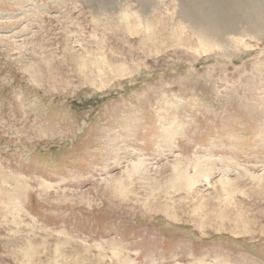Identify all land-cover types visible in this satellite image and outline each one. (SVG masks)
<instances>
[{
    "label": "rangeland",
    "instance_id": "obj_1",
    "mask_svg": "<svg viewBox=\"0 0 264 264\" xmlns=\"http://www.w3.org/2000/svg\"><path fill=\"white\" fill-rule=\"evenodd\" d=\"M199 1L0 0V264H264V0Z\"/></svg>",
    "mask_w": 264,
    "mask_h": 264
},
{
    "label": "bare ground",
    "instance_id": "obj_2",
    "mask_svg": "<svg viewBox=\"0 0 264 264\" xmlns=\"http://www.w3.org/2000/svg\"><path fill=\"white\" fill-rule=\"evenodd\" d=\"M228 1V0H227ZM231 1H233V0H231ZM121 2V1H120ZM200 2L204 5V7H206V10H209V12L208 11H206L207 13L206 14H203L202 15V17L204 18V19H206L207 21H206V24L207 23H209V21H210V15H209V13H210V9H212L214 12H216V14H218V13H220L221 11H225V7L227 6H225V4H223L222 3V0H200L199 2H197V3H199L200 4ZM148 3V2H147ZM226 3V2H225ZM232 3H234V2H232ZM258 4H256V3H248V7H246L248 10H249V12H251L252 13V10H253V8H256V6H257ZM196 6H197V4H196ZM200 6H202V5H200ZM217 7V8H216ZM258 7V6H257ZM259 9L260 10H263L264 11V6H262V5H260V7H259ZM228 11V10H227ZM258 13V12H257ZM257 13H256V15H257ZM216 14H214V15H216ZM226 14V13H225ZM229 14V13H228ZM259 14V13H258ZM260 14H263V13H260ZM208 15V16H207ZM219 15V14H218ZM248 15V14H247ZM264 15V14H263ZM182 17V16H181ZM212 18H214V16L212 17ZM212 18H211V20H212ZM231 18V17H230ZM262 19V18H261ZM199 20H200V18H199ZM201 20H203L202 18H201ZM216 20V19H215ZM217 21V20H216ZM220 21V20H219ZM263 21V20H262ZM218 22V21H217ZM211 23V22H210ZM261 23V21L259 22V24ZM264 22H262V24H263ZM217 24V23H216ZM258 24V25H259ZM205 25V24H204ZM234 25V24H233ZM252 25H254V24H252ZM203 26V25H202ZM201 26V27H202ZM257 26V25H256ZM264 26V25H263ZM262 26V27H263ZM213 27V26H212ZM217 28H218V26H216ZM215 27V28H216ZM222 27V26H221ZM220 28V27H219ZM214 29V28H213ZM215 30V29H214ZM218 30V29H217ZM223 30H225V28L223 29ZM262 30V29H261ZM201 31L202 32H204L205 33V31H206V29H201ZM216 31V30H215ZM222 31V30H221ZM223 32V31H222ZM209 33V32H208ZM213 33V32H212ZM211 33V34H212ZM217 34H218V31H217ZM220 34H222V33H220ZM208 36V35H207ZM260 36V35H259ZM206 38V37H205ZM235 40V39H234ZM236 41V40H235ZM185 180H187V179H185Z\"/></svg>",
    "mask_w": 264,
    "mask_h": 264
}]
</instances>
